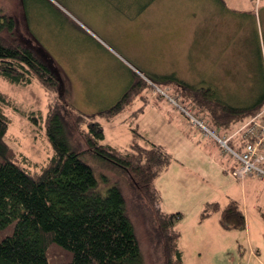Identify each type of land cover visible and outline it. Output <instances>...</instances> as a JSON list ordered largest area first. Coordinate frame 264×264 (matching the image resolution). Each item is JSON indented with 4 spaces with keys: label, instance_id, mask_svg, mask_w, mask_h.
<instances>
[{
    "label": "rangeland",
    "instance_id": "1",
    "mask_svg": "<svg viewBox=\"0 0 264 264\" xmlns=\"http://www.w3.org/2000/svg\"><path fill=\"white\" fill-rule=\"evenodd\" d=\"M0 10L16 14L20 35L28 38L32 32L63 67V73H75L72 77L78 82L79 100L69 74L65 75L70 89L68 101L79 111L90 113L114 104L133 72L139 75L137 80L145 79L142 82L146 85L131 104L111 120L100 118L105 128L103 142L129 148L136 128L147 131L155 143L167 146L178 159L175 167L182 174L171 171L158 187L162 172L154 185L161 195V208L183 214L178 228L185 264H264V178L249 177L243 183L235 178L238 161L234 155L190 122L174 85L151 77L176 72L195 84L194 53L198 48L207 53L209 42L220 48L226 36L230 54L226 60L212 58L215 67L211 68L217 80H226L222 82L226 101L235 105L251 102V90L261 91L264 84V0H29L27 7L23 0H0ZM215 26L226 30L219 33ZM29 41H33L32 36ZM217 61L225 65L220 68ZM200 62L208 69V58L202 57ZM80 71L87 74L81 76ZM0 88L15 103V108L7 107L11 118L8 142L32 161L45 162L54 149L43 117L51 103H57L58 94L37 81L19 85L1 78ZM145 100L149 103L134 119L132 113ZM185 107L194 113L193 107ZM196 117L212 127L207 115ZM218 131L223 137L232 129ZM137 142L146 145L141 137ZM81 158L93 168L99 189H122L131 204L146 264H157L150 220L143 207L131 200L127 174L90 152ZM230 166L233 169L226 171ZM231 200L243 212V223H223L220 211L202 217L208 202L223 206Z\"/></svg>",
    "mask_w": 264,
    "mask_h": 264
},
{
    "label": "trees",
    "instance_id": "2",
    "mask_svg": "<svg viewBox=\"0 0 264 264\" xmlns=\"http://www.w3.org/2000/svg\"><path fill=\"white\" fill-rule=\"evenodd\" d=\"M23 1L27 7L29 0ZM19 24L16 14L0 10V79L19 85L37 81L58 94V104L51 103L43 117L54 152L39 164L8 142L11 118L7 107L15 108V103L0 88V264H146L131 204L118 186L106 192L98 188L93 168L81 158L88 152L127 174L131 200L148 214L157 264H185L178 228L183 214L164 211L154 185L175 160L171 152L136 128L129 148L103 142L105 128L100 118L111 120L131 104L146 85L145 79L137 80L139 75L133 72L114 104L95 113L79 111L68 101L69 82L63 67L32 32L31 42V36H21ZM151 77L174 85L179 103L193 107L196 116L207 115L215 130H233L235 123L264 106V84L261 91L254 90L251 104L235 105L214 88L192 84L176 72ZM147 102L132 113L134 119ZM139 137L146 145L137 142ZM215 211H221L223 223L233 226L245 219L235 201L223 207L208 203L202 217Z\"/></svg>",
    "mask_w": 264,
    "mask_h": 264
},
{
    "label": "built area",
    "instance_id": "3",
    "mask_svg": "<svg viewBox=\"0 0 264 264\" xmlns=\"http://www.w3.org/2000/svg\"><path fill=\"white\" fill-rule=\"evenodd\" d=\"M175 103L178 105L176 101ZM181 109L200 131L217 140L225 151L234 155L238 161V166L233 171L235 178H264V106L223 137L218 130L212 129L201 118L196 117L191 109L185 106Z\"/></svg>",
    "mask_w": 264,
    "mask_h": 264
},
{
    "label": "crops",
    "instance_id": "4",
    "mask_svg": "<svg viewBox=\"0 0 264 264\" xmlns=\"http://www.w3.org/2000/svg\"><path fill=\"white\" fill-rule=\"evenodd\" d=\"M215 29L220 33V32H222V31H225L226 29L225 28H220V27H217V26H215ZM230 54V50L227 48V43H226V36H225V39H224V44L220 47V48H215V46L212 44V43H208V49H207V53H205V51H203L202 53H201V51H200V48H198L197 50H196V52L194 53V55H193V60H194V63L192 62V68H193V73H197V82H195V84H197V85H202V86H208V87H212V88H214L215 90H217L218 91V93L220 94V96L224 99V100H226L227 98H226V94H225V91H226V87L224 86V84H222V82H226V80H225V78L224 77H219V79L217 80L216 79V75H215V70L214 69H212L211 67H215L214 65H212L211 64V59L213 58V61H215V58H219V59H221V58H223V59H225L226 60V58H228V55ZM202 57H205V58H208V64H207V67H208V69H206L205 70V66L204 65H202V67H201V59H202ZM203 60H204V58H203ZM218 66H220V68H222V66H224L225 65V62L222 64V66H221V62H219V61H217V63H216ZM66 72L69 74V78L71 79V82H72V84H73V86H72V88H73V92H74V95L78 98V100H79V97H80V92H79V90H78V88H77V84H78V82L76 83V81H77V79L75 78V77H72V75L73 76H75L74 74H73V72H71V71H69V70H66ZM80 74H81V76H83V75H86L87 74V71H80L79 72ZM206 73V75H207V77H205L204 76V74ZM201 76H204V77H201ZM194 84V83H193ZM126 85H128V84H126ZM125 85V86H126ZM125 86H124V88H125ZM127 87V86H126ZM71 88V89H72ZM126 89V88H125ZM123 90L124 89H122L121 90V93L123 92ZM125 91V90H124ZM78 92H79V96H78ZM251 92H252V94L250 95V99H252L255 95L253 94L254 93V89H252L251 90ZM123 94V93H122ZM153 102L155 103V104H158L157 102V100H153ZM147 103H149V102H147ZM250 104H251V102H249ZM236 105H239V104H236ZM101 109V108H100ZM99 109H97V110H95V111H92V112H90V113H95L96 111H98ZM132 116V115H131ZM239 124L241 123V122H238ZM192 125V124H191ZM177 126H178V128H180L179 127V125H178V123H177ZM193 126V125H192ZM191 126V128L193 129V130H196V132H197V129L196 128H193ZM182 132H183V129H180ZM142 132H144V133H146V134H148V136L150 137V134L147 132V131H142ZM186 134H187V132H185ZM189 133V132H188ZM187 137V136H186ZM187 138H189V137H187ZM160 144V143H159ZM162 145H164V144H162ZM165 146V145H164ZM167 147V146H166ZM167 149H168V147H167ZM169 150V149H168ZM170 151V150H169ZM171 152V151H170ZM174 162V163H173ZM170 165H169V167L167 168V169H165L164 171H163V173H162V175L159 177V179H157V186L159 187L160 185H163L164 184V180L162 179V178H165V176L167 175V174H169L171 171H174V172H177L178 174H182V172H181V170L180 169H178V168H176L175 167V164H179V161H178V159H176L175 161H173ZM178 162V163H177ZM237 165V164H236ZM233 166V165H232ZM232 166H230V167H228L227 169H226V171L228 170V169H233V167ZM229 171V170H228ZM158 178V177H157ZM252 178H255V177H252ZM158 180H161V181H158ZM247 180V179H246ZM243 182H245V180L244 181H242V183ZM232 201V200H231ZM230 202V201H229ZM208 203H212V202H208ZM207 203V204H208ZM206 204V205H207ZM228 204V202L225 204V205H227ZM205 205V206H206ZM225 205H223V206H225ZM223 206H221V207H223ZM205 208V207H204ZM212 215V214H211ZM210 215V216H211ZM220 216H221V211H220Z\"/></svg>",
    "mask_w": 264,
    "mask_h": 264
}]
</instances>
